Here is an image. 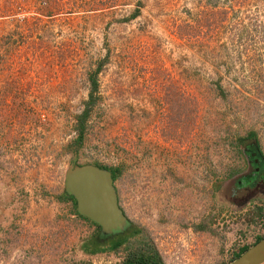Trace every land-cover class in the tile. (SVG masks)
<instances>
[{
  "label": "rangeland",
  "instance_id": "1",
  "mask_svg": "<svg viewBox=\"0 0 264 264\" xmlns=\"http://www.w3.org/2000/svg\"><path fill=\"white\" fill-rule=\"evenodd\" d=\"M260 156L264 0H0V264L121 263L58 199L89 163L120 169L129 248L227 264L264 236Z\"/></svg>",
  "mask_w": 264,
  "mask_h": 264
},
{
  "label": "water",
  "instance_id": "2",
  "mask_svg": "<svg viewBox=\"0 0 264 264\" xmlns=\"http://www.w3.org/2000/svg\"><path fill=\"white\" fill-rule=\"evenodd\" d=\"M64 189L76 201L77 212L100 226L101 234L126 226L109 170L95 164L70 165L64 172ZM264 261V236L227 264H260Z\"/></svg>",
  "mask_w": 264,
  "mask_h": 264
},
{
  "label": "trees",
  "instance_id": "3",
  "mask_svg": "<svg viewBox=\"0 0 264 264\" xmlns=\"http://www.w3.org/2000/svg\"><path fill=\"white\" fill-rule=\"evenodd\" d=\"M102 62L100 61L94 71L89 74L88 80L91 83L90 92H89V99L86 101L85 108L82 110V112L77 116V125H76V131L77 135L72 140L70 147V150L77 149L81 146L82 138H83V132L85 127V120L89 114V111L92 107V104L95 101V97L93 95V91L97 88L96 84V73L100 69ZM220 88V86H218ZM221 89V88H220ZM254 133L250 132L247 136H240L238 138V141L241 142V140L247 139V137L253 136ZM260 162L264 164V161L262 160V157L260 156ZM99 167L108 169L111 173V176L113 179L116 178L117 174L120 172L119 168L107 166L100 163H95ZM264 166V165H263ZM260 180H264V169L259 175ZM59 200H70L72 209L75 211L77 216L83 217L86 220H88L91 224L94 225V230L92 234L83 240H81L79 247L81 251L85 254L89 255H97L101 253H109V252H116L118 251L123 245L124 248H126L125 255L121 261L120 264H165L163 259L161 258L158 250L152 246V245H146L142 244L141 246H136L135 248L131 249L128 247V241L131 239V237L136 236L138 232H135L133 229H131V223L127 221L126 226L122 229H118L116 231H112L109 234L103 236L101 234L100 226L96 224L93 221H90L87 217H84L80 215L76 211V201L74 197L70 194H68L66 191L58 198ZM259 207L256 208L258 210ZM257 216L260 218L259 220L264 223V212H262V209H260V212L257 214ZM263 237V234H258L254 240L251 243H245L239 247H237L232 254V259H235L240 254H242L247 248H249L251 245H253L255 242L260 240ZM89 264V263H86Z\"/></svg>",
  "mask_w": 264,
  "mask_h": 264
},
{
  "label": "clouds",
  "instance_id": "4",
  "mask_svg": "<svg viewBox=\"0 0 264 264\" xmlns=\"http://www.w3.org/2000/svg\"><path fill=\"white\" fill-rule=\"evenodd\" d=\"M96 165V164H95ZM98 166V165H97ZM108 170V169H107ZM112 177V176H111ZM113 179V178H112ZM113 182H114V179H113ZM116 188V187H115ZM65 190V189H64ZM116 191H117V189H116ZM117 195H118V193H117ZM118 201H119V198H118ZM120 204V203H119ZM121 206V205H120ZM77 211V210H76ZM124 211V210H123ZM125 213V212H124ZM89 219V218H88ZM92 221V220H91Z\"/></svg>",
  "mask_w": 264,
  "mask_h": 264
},
{
  "label": "flooded vegetation",
  "instance_id": "5",
  "mask_svg": "<svg viewBox=\"0 0 264 264\" xmlns=\"http://www.w3.org/2000/svg\"><path fill=\"white\" fill-rule=\"evenodd\" d=\"M259 161V160H258ZM70 201V200H69ZM70 203H71V201H70ZM76 208V207H75ZM85 217V216H84ZM90 220V219H89ZM91 221V220H90ZM127 221H129L128 219H127ZM105 236V235H104Z\"/></svg>",
  "mask_w": 264,
  "mask_h": 264
}]
</instances>
